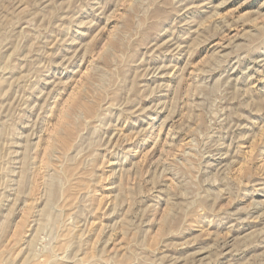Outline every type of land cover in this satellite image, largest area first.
I'll list each match as a JSON object with an SVG mask.
<instances>
[{"label": "rangeland", "instance_id": "374dc122", "mask_svg": "<svg viewBox=\"0 0 264 264\" xmlns=\"http://www.w3.org/2000/svg\"><path fill=\"white\" fill-rule=\"evenodd\" d=\"M0 264H264V0H0Z\"/></svg>", "mask_w": 264, "mask_h": 264}]
</instances>
